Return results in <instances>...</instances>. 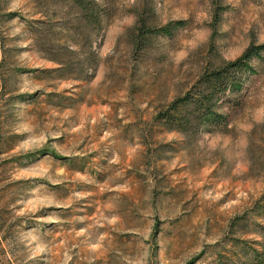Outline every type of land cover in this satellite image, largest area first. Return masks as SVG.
Returning a JSON list of instances; mask_svg holds the SVG:
<instances>
[{
    "label": "rangeland",
    "instance_id": "374dc122",
    "mask_svg": "<svg viewBox=\"0 0 264 264\" xmlns=\"http://www.w3.org/2000/svg\"><path fill=\"white\" fill-rule=\"evenodd\" d=\"M98 1L78 28L68 0H0V264H218L261 240L264 51L194 138L156 115L264 44V0ZM148 14L172 28L136 50Z\"/></svg>",
    "mask_w": 264,
    "mask_h": 264
},
{
    "label": "trees",
    "instance_id": "16d2710c",
    "mask_svg": "<svg viewBox=\"0 0 264 264\" xmlns=\"http://www.w3.org/2000/svg\"><path fill=\"white\" fill-rule=\"evenodd\" d=\"M68 2L72 7L77 8L78 22L79 24L83 23L82 26L78 25V28L102 26L105 8L98 0H68ZM36 22L40 23V20H36ZM150 22H152V16L149 14L148 17L144 15L139 17L134 28L137 33L136 36L134 35L136 39L132 40L136 50H144L150 44L151 37L157 32L171 31L172 27L159 28ZM80 31L83 30H78L79 37H84L83 41L90 44L91 34L86 36ZM82 45L81 42L80 46ZM263 51L264 44H253L236 60L224 61L219 65L206 68L187 92L174 98L164 109L157 112L156 120L162 122L171 131H178L187 137L194 138L209 120L220 121L223 118L218 112L221 100L228 91L238 89L243 84L244 76L251 68L252 59L260 56ZM75 52V50L66 47L52 56L51 59L60 66L58 72L64 71L69 66L61 53L70 56ZM96 57L94 51L86 53L87 68L91 67ZM81 68L83 72L86 71L84 64ZM79 77L77 76V78ZM260 210L256 206L255 211ZM240 220L239 216L234 218L232 226L235 227ZM252 231L259 233L261 240L251 242L240 238L235 240L229 251L218 254V264H264V225L260 224Z\"/></svg>",
    "mask_w": 264,
    "mask_h": 264
}]
</instances>
